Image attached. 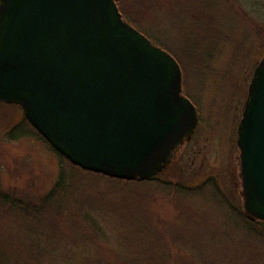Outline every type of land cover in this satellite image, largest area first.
<instances>
[{
    "label": "rangeland",
    "instance_id": "obj_1",
    "mask_svg": "<svg viewBox=\"0 0 264 264\" xmlns=\"http://www.w3.org/2000/svg\"><path fill=\"white\" fill-rule=\"evenodd\" d=\"M116 1L129 21L181 64L183 92L196 105L199 122L158 175L191 189L169 192L156 182L125 186L72 173L62 205L73 213L65 210L70 216L61 225L70 231L87 230V224L98 228L106 259L146 246L139 236L126 244L119 236L133 232L147 238V231L156 230L150 233L168 242L187 232L204 238L196 252L169 256L172 264H264V225L247 226L237 214H245L238 126L264 57V0ZM25 118L20 106L0 100V183L3 191L34 197L52 188L67 163L33 129L31 135L8 138ZM65 169L71 172L68 164ZM162 246L159 242L161 251Z\"/></svg>",
    "mask_w": 264,
    "mask_h": 264
},
{
    "label": "water",
    "instance_id": "obj_2",
    "mask_svg": "<svg viewBox=\"0 0 264 264\" xmlns=\"http://www.w3.org/2000/svg\"><path fill=\"white\" fill-rule=\"evenodd\" d=\"M0 100L73 164L125 180L163 172L199 121L179 61L116 0H0ZM237 144L244 213L264 221V57Z\"/></svg>",
    "mask_w": 264,
    "mask_h": 264
},
{
    "label": "trees",
    "instance_id": "obj_3",
    "mask_svg": "<svg viewBox=\"0 0 264 264\" xmlns=\"http://www.w3.org/2000/svg\"><path fill=\"white\" fill-rule=\"evenodd\" d=\"M120 10L125 20L144 33L139 28L140 26L137 27L129 21L121 7ZM32 129L40 136L41 140L64 159L63 162L68 164L71 172L68 173L66 171L67 164L63 165L52 188L46 194L35 195L34 197L20 195L16 191H3L0 183V264H172L171 259L174 257L171 258L169 256L176 254L180 250L182 252H187L186 250L196 252L198 250L197 245L204 239L203 236L192 239L193 236L189 235L190 232H187L188 234L186 235L177 233L178 235L174 242H168L158 234L150 233L156 230H150V232L147 231V238L142 233L135 235L133 232L119 236L122 237L120 240L125 242V244L127 241H133L135 236H139V239L143 240L146 246L137 248L139 249L138 251L125 248V254L123 256L120 255L117 260L103 257L101 251L103 247L97 243L99 236L101 237L98 228H91L87 224V230L82 228L79 231H70L61 225L73 213L72 210L62 205L66 200L63 194L72 188V183L71 185L69 184L71 175L79 174L84 177L89 175L101 176L109 182H117L125 186L130 183L156 182L163 190H168L169 192H184L191 188H186L178 183L174 185L169 181L163 180L159 175L146 180H125L82 169L71 163L56 150L29 123L27 118L22 124L9 130L7 136L12 140L19 139L23 136L31 135ZM223 198L227 199L224 195ZM229 199L228 197L227 200L230 201ZM65 210L70 213L68 217L64 214ZM237 214L247 226L264 225V222L248 219L240 210H238ZM158 231L162 235V232ZM153 237H156V239L153 240ZM159 242L163 245V251L158 248ZM188 245L193 247L187 249ZM204 264L207 263L204 262Z\"/></svg>",
    "mask_w": 264,
    "mask_h": 264
}]
</instances>
